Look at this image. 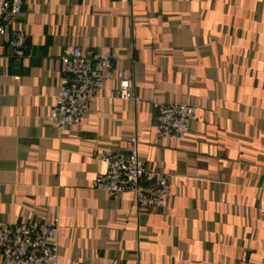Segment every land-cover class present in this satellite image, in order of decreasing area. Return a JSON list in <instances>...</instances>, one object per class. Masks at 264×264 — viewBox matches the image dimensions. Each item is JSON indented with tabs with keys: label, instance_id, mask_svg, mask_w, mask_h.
<instances>
[{
	"label": "crops",
	"instance_id": "1",
	"mask_svg": "<svg viewBox=\"0 0 264 264\" xmlns=\"http://www.w3.org/2000/svg\"><path fill=\"white\" fill-rule=\"evenodd\" d=\"M13 26L28 50L0 38V224L56 222V264H264V0H24ZM71 46L119 52L137 101L112 77L60 129ZM151 101L195 104L186 138L157 137ZM131 134L169 178L161 209L94 186Z\"/></svg>",
	"mask_w": 264,
	"mask_h": 264
},
{
	"label": "built area",
	"instance_id": "2",
	"mask_svg": "<svg viewBox=\"0 0 264 264\" xmlns=\"http://www.w3.org/2000/svg\"><path fill=\"white\" fill-rule=\"evenodd\" d=\"M23 2L0 0V38L15 58L24 57L28 50L26 32L13 26ZM119 57L117 51L83 52L76 46L64 50L60 56V85L49 115L60 129L80 122L89 104L100 94L103 84L112 77L117 81L115 97L130 103L137 101L133 80L124 69L114 68ZM151 104L157 109L155 128L158 138H186L190 123L197 116L195 104L155 101ZM99 157L106 169L96 175L95 188L112 193L131 192L139 208L145 210L163 208L171 196L168 176L147 168L139 157L136 134L126 138L123 149L104 150ZM58 251L56 222L36 218L17 225L0 224V252L4 264H56Z\"/></svg>",
	"mask_w": 264,
	"mask_h": 264
}]
</instances>
